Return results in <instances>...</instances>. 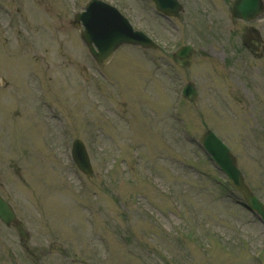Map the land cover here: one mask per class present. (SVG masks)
Returning <instances> with one entry per match:
<instances>
[{
	"label": "rangeland",
	"instance_id": "obj_1",
	"mask_svg": "<svg viewBox=\"0 0 264 264\" xmlns=\"http://www.w3.org/2000/svg\"><path fill=\"white\" fill-rule=\"evenodd\" d=\"M109 1L152 36L149 3ZM231 1H219L229 49L180 71L167 32L160 52L123 46L98 70L69 25L87 0H0L16 68L15 108L0 110V194L19 221L0 223V264H264V225L198 143L213 130L264 203V56L231 34L244 35ZM188 79L197 108L180 100ZM74 139L91 177L71 160Z\"/></svg>",
	"mask_w": 264,
	"mask_h": 264
},
{
	"label": "water",
	"instance_id": "obj_2",
	"mask_svg": "<svg viewBox=\"0 0 264 264\" xmlns=\"http://www.w3.org/2000/svg\"><path fill=\"white\" fill-rule=\"evenodd\" d=\"M256 5V0H242V3L237 8L239 17L243 19L253 17L256 13V7H254ZM163 6L165 5L162 4V10L165 8ZM232 12L234 13L235 10L233 9ZM76 18L83 22L85 30L81 32V39L99 68L107 65L117 49L122 45L140 46L143 49L155 48L154 43L142 33L133 31L128 21L115 9L95 0L87 4L86 12ZM186 52L189 53V50ZM184 55L183 52L181 56L179 55L175 59L176 64L181 67L189 66L191 61L190 53L187 59L182 61ZM183 96L185 101L194 107L196 106L197 92L193 83H188L184 86ZM200 145L219 170L226 175L232 187L242 195L247 209L254 213L264 224V204L245 184L243 175L237 167L236 158L231 151L210 130L201 136ZM71 154L80 171L90 177L92 169L81 141L76 140L73 142ZM0 220L6 225L16 221L13 210L1 197Z\"/></svg>",
	"mask_w": 264,
	"mask_h": 264
},
{
	"label": "flooded vegetation",
	"instance_id": "obj_3",
	"mask_svg": "<svg viewBox=\"0 0 264 264\" xmlns=\"http://www.w3.org/2000/svg\"><path fill=\"white\" fill-rule=\"evenodd\" d=\"M166 2L168 0H165ZM180 4L179 14L166 15L157 8L156 3H152L153 14L156 17V24L153 28L152 39L158 43L156 51L160 52L163 45L159 40V34L167 32L170 36L171 45L179 43L178 47L186 44L197 46L198 54L209 57L216 48L227 46L228 42L219 35V12H225L224 6L219 3L220 0H177ZM264 3V2H263ZM230 7H228L229 10ZM171 10V8H169ZM264 21V14L256 21L248 22L241 19L232 18L230 16V25H239L244 28V35L238 36V31H230L237 39H241V47L249 50L255 59L264 56V41L259 33L258 28L262 25L260 21ZM4 38L3 41L7 42ZM6 45V43H5ZM4 45V46H5ZM163 48V46H162ZM163 50V49H162ZM237 53L236 55H238ZM10 57L9 53H6ZM219 57V54L217 55ZM246 60V59H244ZM14 69L5 66V62H0V89L7 88L9 82L13 79ZM1 84H4L1 86ZM7 101V104L5 102ZM0 109L10 111L13 108L9 96L3 97Z\"/></svg>",
	"mask_w": 264,
	"mask_h": 264
}]
</instances>
